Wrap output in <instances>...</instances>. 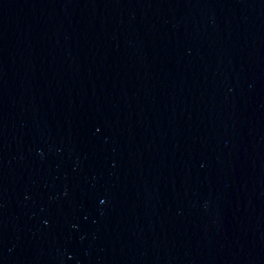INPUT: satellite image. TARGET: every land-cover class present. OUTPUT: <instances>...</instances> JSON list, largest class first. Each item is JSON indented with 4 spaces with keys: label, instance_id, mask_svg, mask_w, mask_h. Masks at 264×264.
<instances>
[{
    "label": "water",
    "instance_id": "95a60500",
    "mask_svg": "<svg viewBox=\"0 0 264 264\" xmlns=\"http://www.w3.org/2000/svg\"><path fill=\"white\" fill-rule=\"evenodd\" d=\"M0 264H264V0H0Z\"/></svg>",
    "mask_w": 264,
    "mask_h": 264
}]
</instances>
